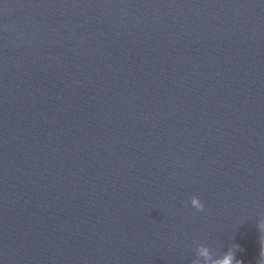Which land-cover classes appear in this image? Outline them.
Segmentation results:
<instances>
[{
  "label": "clouds",
  "instance_id": "obj_1",
  "mask_svg": "<svg viewBox=\"0 0 264 264\" xmlns=\"http://www.w3.org/2000/svg\"><path fill=\"white\" fill-rule=\"evenodd\" d=\"M191 203L198 211H202L204 209V204L201 202L199 197H193ZM257 226L261 233L259 239L260 251H259L257 264H264V220L259 221ZM237 250H240L239 245H234L225 253L223 258L220 259L219 261H216L215 264H242V261L236 259ZM206 253L207 250L205 249L203 254Z\"/></svg>",
  "mask_w": 264,
  "mask_h": 264
}]
</instances>
